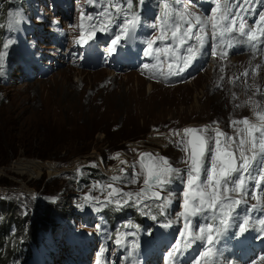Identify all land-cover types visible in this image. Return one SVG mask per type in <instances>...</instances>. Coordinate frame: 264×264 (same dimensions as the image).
Wrapping results in <instances>:
<instances>
[{
	"label": "rangeland",
	"instance_id": "rangeland-1",
	"mask_svg": "<svg viewBox=\"0 0 264 264\" xmlns=\"http://www.w3.org/2000/svg\"><path fill=\"white\" fill-rule=\"evenodd\" d=\"M11 1L24 2L25 11L16 14V5L0 0V225L5 226L0 230L6 234L8 228L5 239L19 252L12 259L7 251L6 259L0 253V264H264L260 173L247 181V195L229 191L233 200L246 201L226 209L231 227L211 245L206 238L192 241L207 223H213L215 237L219 220L208 219L213 210L190 219L180 215L191 149L178 143L186 139L183 129L194 128L214 150L218 130L224 134L221 141L232 138L230 144L221 143V150L231 151L237 166L242 163L237 145L244 125L232 122L247 118L259 124L255 113L264 112V36L259 31L264 29V0L247 5L228 0L240 4L230 11L240 14L246 30L256 32L254 43L235 31L223 42L212 37V21L220 14L214 9L219 3L222 12L226 0H172L162 20L146 5L140 6L146 14L118 13L113 20L105 9L93 10L94 0ZM133 17H139L138 35L153 43L151 56L140 40L122 32ZM197 18L203 21V47L180 75H172L184 66L187 48L198 46L194 38L180 44L172 32L182 35L188 21L193 34L200 32ZM117 36L124 48L118 60L109 51ZM233 37L239 42L229 47ZM87 38L100 42L101 51L80 46ZM26 61L36 69H26ZM150 150H158L155 163L165 158L180 170L170 183L161 177L152 187L144 184L147 170L138 155ZM211 155L206 152L204 169L211 168ZM245 155H252L248 146ZM100 156L111 164L125 160L123 172L106 175ZM239 176L233 173L232 179ZM206 181L202 172L196 184L202 187ZM109 207L132 208L145 226L130 218L112 230L102 217ZM241 225L246 231L238 235ZM158 240L171 243L154 251Z\"/></svg>",
	"mask_w": 264,
	"mask_h": 264
},
{
	"label": "snow or ice",
	"instance_id": "snow-or-ice-1",
	"mask_svg": "<svg viewBox=\"0 0 264 264\" xmlns=\"http://www.w3.org/2000/svg\"><path fill=\"white\" fill-rule=\"evenodd\" d=\"M128 5H131V0H126ZM138 2L143 5L144 0H138ZM162 3L165 8V17L167 18L171 11V4L168 0H162ZM174 3L179 4L180 0H174ZM249 0H242L243 5H247ZM115 7V5L111 6ZM240 7V4H231L226 0L223 5V11L221 12V6L217 3L214 12L220 13L218 16L214 17L212 21V37L216 38L219 36L221 38V42L224 41V37L228 34L233 33L234 31L239 34L241 37H246L250 43H254L259 39L256 35V32L252 29L245 28V24L242 19H240V14L233 13L230 11V8ZM244 8L241 7V11ZM117 12L122 11L120 8H116ZM178 18L180 20H184V16L181 13H178ZM261 21H264V14L260 17ZM139 23V17H133L131 19H127L122 32L124 33L125 38H132L133 33L135 32L136 25ZM165 23H167V19H165ZM197 23L201 24L200 32H196L193 34L191 21H188V27L184 30L183 34L178 36L177 31L172 32V37L174 40H178L180 44H184L187 40L195 39L198 42V46L188 47L187 52L188 56L184 57V66L179 68L178 71L171 73L172 75H180L190 64L192 60H194L197 53H199L200 49L203 47L204 38L201 35L203 32V21L197 18ZM238 23V27L236 26ZM181 24H176V29L179 30L181 28ZM11 27V25H9ZM261 36H264V29L259 30ZM161 40L166 39L165 35H161L159 37ZM121 37L117 36L115 39L111 41L112 48L109 50L112 54L115 53V49L120 41ZM233 37L228 42V46L231 47L233 44L238 43ZM7 47V45H5ZM149 51H146L145 55L151 56V49L153 47L152 41H149L147 44ZM160 49H156V52H159ZM166 51V50H165ZM144 68L148 69L149 65L144 64ZM247 74V73H246ZM255 115L258 117L260 123H250L247 118H244L242 121H233L232 123L235 125L237 123H242L244 125L243 128L238 129V135L240 133H244L243 138L240 139L239 145H237L240 151V159L242 163L239 166L236 165V158L234 157L231 151L227 149L221 150V143L230 144L232 141L231 137H228L226 141H221L219 139L220 136H223V133H220L217 130V138H216V148L209 149L207 148V140L203 135H196L197 129L194 128H185L183 129V136L186 139H181L178 143H181L185 146L186 150L191 149L190 151V164L187 170L188 172V180L187 183L189 188L184 192V203H183V212L180 213L181 216H184L186 219H190L196 215H204L206 210H213L212 215L208 217L211 221L219 220V226L215 229L216 236H213V223H207L204 227L199 229V234L192 235V241L195 240H204L206 238L207 242L211 245L214 243V239H218L220 235H222L231 224L228 220L229 211L231 210L233 205H239L241 202H246L241 200H233L232 197L228 196L229 191L232 192H242L244 195H247V188L249 180H256V176L253 175L254 172H259V180L264 181V112H256ZM205 131V130H200ZM259 133L257 137L255 134ZM176 135H180L176 133ZM258 141V142H257ZM245 146H248V150L252 152L251 156L245 155ZM206 152H211V168L204 169L203 167V158L205 157ZM118 155V154H117ZM144 156H149L150 154H142ZM162 163L159 161L152 164L151 166H146L141 161L142 167H147V177L144 180L145 185H149V180L151 179L154 183H160L161 177H165L164 183L171 182L172 174H179V169H173L165 158H160ZM255 161L257 167H253V162ZM202 172L207 173V181L201 187L196 184V181L200 177ZM240 173L238 179L233 180L232 174ZM116 179V177H113ZM132 182H135L134 180ZM232 185L231 189L229 185ZM221 186H223V197L221 196ZM111 187V186H110ZM227 202V203H226ZM115 204L119 205L120 201L115 200ZM217 205L219 206V213L215 211L217 209ZM253 209L257 207V205L252 206ZM248 221L245 220L244 224H247ZM264 223V221H261ZM246 231L244 225H241L239 228L238 235H242ZM120 243V240L117 239V244ZM178 249H174L173 252L169 253V256L172 257ZM205 255H208L207 253Z\"/></svg>",
	"mask_w": 264,
	"mask_h": 264
},
{
	"label": "trees",
	"instance_id": "trees-1",
	"mask_svg": "<svg viewBox=\"0 0 264 264\" xmlns=\"http://www.w3.org/2000/svg\"><path fill=\"white\" fill-rule=\"evenodd\" d=\"M7 1L9 2L10 5L12 4L16 5V11H18L16 12V14H19L25 11L24 2L18 3V2H12L11 0H7ZM94 1L97 3H96V6H93L94 7L93 10L99 11L100 9H105L106 13L110 14L113 20L118 19V13H124V14L129 13L131 15H137L138 13L141 14L143 12L144 14H146L145 10L143 9L140 10L141 4L138 2V0H131L130 6L128 5L126 0H94ZM171 1L172 0H168L169 3ZM113 5H115V7H111ZM143 5H146L149 9L156 12L157 17L159 19L162 20L164 18L165 8L162 3V0H144ZM116 8H120L122 9V11L117 12ZM7 9H8V6L6 7V10ZM3 16L5 17V15ZM131 211H133L132 208L128 212L124 210H118L117 208L109 207V208H106L105 210H102V217L104 218L109 228H111L112 230L120 229L126 221L130 220V218L133 221H137V225L139 227H144L145 226V222H143L144 218L142 216H135L134 214H131ZM104 220H103V223H104ZM0 226L2 229H5V226L3 225H0ZM8 234H9L8 228L6 229V234L2 230H0V253H2V256H4L6 254L4 252L7 251L8 253L11 254V259H12L16 257L14 253L19 252V251H16V248L14 247L13 244L10 245V243L6 241L5 238ZM13 236L14 234H11V237ZM155 249H156V246L154 245V250ZM23 250L24 249L22 248V251ZM22 255H24V253L19 254V256H22ZM7 259H8V256H7ZM0 261L2 260L0 259Z\"/></svg>",
	"mask_w": 264,
	"mask_h": 264
},
{
	"label": "built area",
	"instance_id": "built-area-1",
	"mask_svg": "<svg viewBox=\"0 0 264 264\" xmlns=\"http://www.w3.org/2000/svg\"><path fill=\"white\" fill-rule=\"evenodd\" d=\"M145 153H151L154 156L158 155L156 151L150 150V151H145L144 153H139L138 156H142V154ZM87 155V154H85ZM112 162L106 163V160L100 156L99 159V166L103 170V172L108 175V176H113L114 174H117L119 172H123L124 166L123 164L125 163V160H120L117 164H111ZM114 163V162H113Z\"/></svg>",
	"mask_w": 264,
	"mask_h": 264
},
{
	"label": "bare ground",
	"instance_id": "bare-ground-1",
	"mask_svg": "<svg viewBox=\"0 0 264 264\" xmlns=\"http://www.w3.org/2000/svg\"><path fill=\"white\" fill-rule=\"evenodd\" d=\"M90 41V38H87V39H85V40H83V44H81L80 46H83V45H86L88 42ZM30 57V56H29ZM29 60V59H28ZM22 62H25V60L24 61H22ZM19 64H21V63H19ZM46 64V63H45ZM48 64V63H47ZM26 69H30L31 71H33L34 69H36V66L34 67V64L33 63H31L30 61H26ZM117 68V67H116ZM23 73H24V75L26 76H29V74H27V73H25L24 71H23ZM21 74L20 73H16L15 75H13V78L15 79V80H18V77H16V76H20ZM23 76V75H22ZM199 98H200V95H196V102H199ZM253 123H255V121H253ZM154 138L156 139V138H158V135H155L154 136ZM156 151H158V150H156ZM18 166H19V168H22V169H27V170H29L30 169V167L29 166H24V165H22V164H18ZM158 241H160V240H158ZM234 264H241L240 262H235Z\"/></svg>",
	"mask_w": 264,
	"mask_h": 264
},
{
	"label": "water",
	"instance_id": "water-1",
	"mask_svg": "<svg viewBox=\"0 0 264 264\" xmlns=\"http://www.w3.org/2000/svg\"><path fill=\"white\" fill-rule=\"evenodd\" d=\"M196 135H202L200 132L197 131ZM145 154H150L149 156H144L142 155L140 160H143L144 165L146 166H151L152 164L155 163V156L151 153H145ZM238 164L237 160H236V165ZM147 170V167H145ZM157 183H154L151 179L149 180V186L152 187ZM155 190H153L154 192Z\"/></svg>",
	"mask_w": 264,
	"mask_h": 264
},
{
	"label": "clouds",
	"instance_id": "clouds-1",
	"mask_svg": "<svg viewBox=\"0 0 264 264\" xmlns=\"http://www.w3.org/2000/svg\"><path fill=\"white\" fill-rule=\"evenodd\" d=\"M9 15L11 16V13H9Z\"/></svg>",
	"mask_w": 264,
	"mask_h": 264
}]
</instances>
